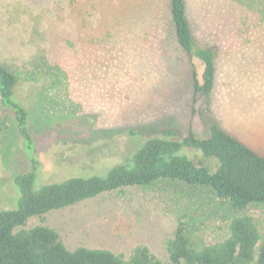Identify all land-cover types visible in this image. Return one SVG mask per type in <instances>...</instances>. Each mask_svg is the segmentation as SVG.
Segmentation results:
<instances>
[{
  "label": "rangeland",
  "instance_id": "374dc122",
  "mask_svg": "<svg viewBox=\"0 0 264 264\" xmlns=\"http://www.w3.org/2000/svg\"><path fill=\"white\" fill-rule=\"evenodd\" d=\"M198 46L214 54L208 97L192 104L203 65L178 47L167 0H0V64L18 78L28 112V151L0 103V211L17 208L15 177L35 187L74 175L104 176L145 140L211 121L264 156V0H185ZM56 81L55 84H52ZM250 216L264 231V205ZM184 218L191 240L214 243L230 218L209 191L160 180L105 193L41 217L68 251L105 249L124 258L139 247L166 262L164 243ZM183 264V263H182Z\"/></svg>",
  "mask_w": 264,
  "mask_h": 264
},
{
  "label": "trees",
  "instance_id": "16d2710c",
  "mask_svg": "<svg viewBox=\"0 0 264 264\" xmlns=\"http://www.w3.org/2000/svg\"><path fill=\"white\" fill-rule=\"evenodd\" d=\"M167 1L178 47L189 60L195 58L203 65L200 79L192 73L195 104L214 88V54L197 45L186 17L185 0ZM18 83L15 74L0 64V103L13 113L23 142L31 151L34 145L28 112L14 97ZM35 180L31 172L15 177L21 194L17 208L0 211V264H264V231L260 232L250 216L241 215L249 207L264 205V156L215 121L209 123L204 138H198L191 125L184 137L164 127L159 136L142 142L104 176L74 175L40 188L35 187ZM160 180L209 191L229 213L225 236L214 243H194L186 234L184 218L179 217L173 236L164 243L167 261L163 262L145 247L135 249L128 258L105 249L68 251L55 230L44 225L25 228L32 217Z\"/></svg>",
  "mask_w": 264,
  "mask_h": 264
}]
</instances>
